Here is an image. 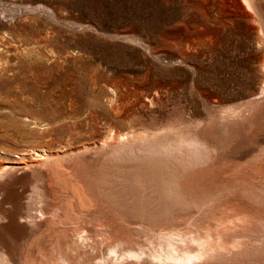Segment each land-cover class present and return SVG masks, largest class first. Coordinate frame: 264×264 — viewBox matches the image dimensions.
Here are the masks:
<instances>
[{
  "label": "rangeland",
  "instance_id": "rangeland-1",
  "mask_svg": "<svg viewBox=\"0 0 264 264\" xmlns=\"http://www.w3.org/2000/svg\"><path fill=\"white\" fill-rule=\"evenodd\" d=\"M263 65L243 0H0V264H155L122 255L172 230L205 254L188 264H264ZM185 164L204 195L171 221L98 195L125 169Z\"/></svg>",
  "mask_w": 264,
  "mask_h": 264
},
{
  "label": "bare ground",
  "instance_id": "bare-ground-1",
  "mask_svg": "<svg viewBox=\"0 0 264 264\" xmlns=\"http://www.w3.org/2000/svg\"><path fill=\"white\" fill-rule=\"evenodd\" d=\"M243 1L247 5V7L250 10H252L253 13L257 16V21L259 23V30H260L261 35L264 37V2L263 0H243ZM263 70H264V65H263ZM263 92H264V87H263ZM235 113H237V111H235ZM192 143L185 144V146L190 147L193 150L196 149L197 151L203 150L202 145H195ZM222 145L223 144H217L214 147H210V146L209 147L213 149V151L214 150L220 151V149L222 148ZM183 147H180V148H183ZM205 156L204 158H206L207 160V157ZM188 157H191V156L188 155ZM187 159L185 157L184 160H187ZM116 162H113V165ZM199 167L201 166L199 165L198 166H186V164L185 166L184 165L183 166H155V167L144 166L143 168L141 166H138L137 170L135 168L133 170H128V169H125L124 167V169L128 171L127 175H125V171L121 172L123 176L121 175V173L119 176H117L116 174L113 175L111 177L113 180L110 183H108L107 181L103 184V188H98L99 189L98 195L100 197H103L101 195L105 194V190L112 191L115 189V186H117L121 189V194L125 195V198H124L125 206L124 207L126 208L127 216L137 221L139 220V218H144V220H147L151 223H155V222L157 223L158 221L162 223L164 221H171L173 217L169 215L170 214L169 212H168L169 214H166L167 211L171 210L172 212V210L174 209H180L181 205L186 204V202L189 201V196L191 199L192 196L204 195V193L201 194L200 192L195 190L197 187L198 181H199V170L198 169H201ZM103 171H104V168L102 167H100L99 169L95 171L96 173L95 176H97L100 181L103 180V175L105 174ZM179 178L187 179L189 181L188 183L185 182V184H183L180 182ZM6 187L9 188L10 183H7ZM11 188H12V191H13L12 194L14 195V197L19 199L18 205L20 209L21 210L27 209L28 208L27 205H29L30 203L28 201L31 195L30 194L31 191L26 192L27 190L25 188L23 189V186L19 184L13 185ZM29 188L31 190V186H29ZM24 194L25 196H27L26 198H24L25 197ZM151 195L155 197L153 200L149 198V196ZM205 241H194V242L195 243L197 242L202 248L205 245H207ZM187 242H189L188 236L186 233L183 232V230L182 232L172 230V232L167 233L166 235H163V238L159 239V242L157 244L160 248L159 251L155 253H148L146 251H133V252L127 253L125 251L126 253L122 255V258L129 256V257H135L137 259H148L154 262L155 264H188L190 262L192 263L195 260H198V259L200 260V258L202 259V256L205 255L203 251L200 250L198 252L196 251L195 253H191L189 250H187L185 246ZM84 247H86L87 254L93 255L95 253L93 245L91 246V245L85 244ZM117 254L118 252L116 253V255ZM100 260H105V258L101 257Z\"/></svg>",
  "mask_w": 264,
  "mask_h": 264
}]
</instances>
